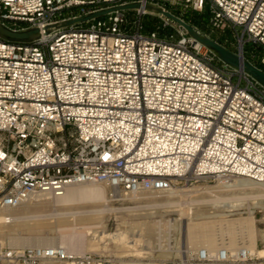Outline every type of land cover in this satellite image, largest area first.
Instances as JSON below:
<instances>
[{
	"label": "built area",
	"instance_id": "obj_1",
	"mask_svg": "<svg viewBox=\"0 0 264 264\" xmlns=\"http://www.w3.org/2000/svg\"><path fill=\"white\" fill-rule=\"evenodd\" d=\"M135 1L208 7L214 29L234 31L240 56L246 43L264 47V0H0V23L41 30L29 43L0 37V208L94 182L112 198L235 177L264 182V87L243 69L188 34L144 32L143 8L132 21L116 10L45 32ZM253 254L200 247L182 264H247ZM46 263L110 261L62 244L0 243V264Z\"/></svg>",
	"mask_w": 264,
	"mask_h": 264
},
{
	"label": "rangeland",
	"instance_id": "obj_2",
	"mask_svg": "<svg viewBox=\"0 0 264 264\" xmlns=\"http://www.w3.org/2000/svg\"><path fill=\"white\" fill-rule=\"evenodd\" d=\"M164 9L168 10L166 8ZM136 10L139 9L125 10L129 20L132 21L136 18ZM168 11L174 13L172 10ZM182 12H185L187 14V18L193 19V21L187 22L182 16H179L175 13L174 14L194 26L195 29L200 33L208 35L210 38L216 40L227 49L239 54L237 37L234 31L229 28L225 30L214 29L210 24V12L208 7H206L204 12L195 11L192 9H188L187 11L182 10ZM146 13L149 14L148 16H156L157 19L154 22V26L158 31H160V35L166 37L173 35L175 38H177L181 34H188V31L185 27L175 22L171 18L166 17L163 13L157 14L149 11H146ZM145 20L146 18L143 21ZM238 30L240 32L242 31L240 27H238ZM217 39H219V41ZM245 56V58L250 60L252 63L261 62L259 57L264 56V47H258L256 50V46L254 44L246 43ZM237 178L239 179L240 177H235L228 180L230 183H233L234 179ZM221 181L224 182L227 180H217L209 183H197L175 189L174 191L176 192L174 193H177L178 196L174 197V199L178 203L171 208H161V206H158L156 202V200L165 202L166 199L168 200L171 198V192L149 193L143 191L137 194L122 195L119 199H116L111 197L110 189L105 186L107 197L110 199L109 205L115 210L114 212H106L103 215L104 220L102 221L99 229L104 231V235L102 238L96 237V241L99 240L98 250L90 251L86 249V245L88 244L85 243H88V236L79 235L81 232L79 230H82L83 233L85 230L81 228H75L71 225L60 227L56 231L42 232L39 234L41 236H55L58 237V239L63 238L67 241L69 240L71 247L78 249L76 252H93L104 255L110 261L109 264H182V261L189 258L190 254L194 251L189 250L191 247L187 241L186 233H184L178 225L179 223L181 225L182 222H186L189 215L192 213L190 208L196 207L192 203H194L193 201L196 198L197 193L195 192L196 190L194 191L190 189H212L221 183ZM56 205L57 201L54 199L49 200V202L32 200L31 202H26L16 208L5 209H7L6 211L9 210L8 212L13 213L14 216L17 217H28L38 212L50 214L54 212L57 213L70 210L69 206L58 207ZM99 205L101 206V204H96L95 206L98 208ZM85 206L92 205L86 204ZM221 207L222 204L216 206L217 209H220ZM89 208L90 207H88V209ZM207 208L208 207L206 205L202 209ZM238 208V211H234L230 218L249 216L250 213L253 212L255 215V225L257 232V247L259 249H264V193L259 195L258 199L256 200H245ZM84 209H87V207ZM121 232L125 236L124 239L119 240L118 237L119 233ZM14 234H19L24 237L32 235L26 231L13 230L11 234H8L6 237H4V239H0V243L6 248H23L30 246L12 245L7 237ZM35 235H37V233ZM128 239L129 241L132 240L137 244L132 246L133 242L127 243ZM185 250L186 252H182ZM247 264H264V255L259 254V252L254 253L251 260H249Z\"/></svg>",
	"mask_w": 264,
	"mask_h": 264
},
{
	"label": "bare ground",
	"instance_id": "obj_3",
	"mask_svg": "<svg viewBox=\"0 0 264 264\" xmlns=\"http://www.w3.org/2000/svg\"><path fill=\"white\" fill-rule=\"evenodd\" d=\"M141 8L145 10L144 5ZM190 190H196L197 195L193 201L194 203H192L196 207L190 208L192 213L186 222H182L181 225L180 223L178 224L183 232L186 233L187 241L191 247L189 250H196L201 246L209 249H214L220 245L227 246L228 248L245 246L251 253L259 252V254L264 255V249L257 247V232L253 212L249 216L230 218L234 211H238V207L245 200H256L259 195L264 193V182H257L240 177L239 179H234L233 183H230L229 180L221 181V183L212 189L200 190L195 188ZM170 192L171 198L166 199L167 201L162 202L161 200H156L158 206H161V208H171L178 203L174 199V197L178 196L177 193H174L176 191L172 190ZM121 196L116 195L115 198L119 199ZM51 199L57 201L56 206H69L70 210L62 212L56 211L57 213L50 214L38 212L28 217H17L13 213L8 212L9 210L6 211L8 208H0V239H4L13 230H21L32 235L27 237L19 234L9 235L7 238L12 245L53 246L62 244L73 251H78V249L71 247L69 240L67 241L63 238L58 239L55 236H41L39 234L42 232L56 231L60 227L71 225L75 228L85 230L84 233L82 230H79L82 232L79 235L88 236V243H85L88 244L86 245V249L90 251L98 250L99 240L96 241V237L102 238L104 235V231L99 229L104 220L103 215L106 212H114L115 210L109 205L110 199L107 197L105 186L97 182L74 185L69 187L62 196L52 197L39 195L27 202H31L32 200L49 202ZM86 204L92 206H85ZM96 204H101V206L99 205L97 208L95 206ZM221 204L222 207L217 209L216 206ZM206 205L208 208L202 209ZM85 207L87 209H84ZM88 207L90 208L88 209ZM61 209L64 210L63 208ZM36 233L37 235H35ZM124 236L121 232L119 233L118 239H124ZM129 242L133 241H129L128 239L127 243ZM136 244V242H133L132 246Z\"/></svg>",
	"mask_w": 264,
	"mask_h": 264
},
{
	"label": "water",
	"instance_id": "obj_4",
	"mask_svg": "<svg viewBox=\"0 0 264 264\" xmlns=\"http://www.w3.org/2000/svg\"><path fill=\"white\" fill-rule=\"evenodd\" d=\"M142 4L138 1L129 2L125 4L115 5L108 8L99 9L93 12H89L83 16H79L76 18H70L67 20H63L60 22H56L54 24H50L45 26V32L49 33L53 29L64 28L70 25L86 22L96 17H100L106 15L110 12L116 10H131V9H140ZM145 10L154 13H163L166 17L171 18L175 22L181 24L188 31L189 36L197 40L199 43L207 47L219 60L227 63L233 68L243 69L245 72L251 75L259 84L264 87V70L256 66L250 60L245 57L240 56L227 49L222 44L218 43L216 40L210 38L206 34H202L195 29L194 26L187 23L179 16L175 15L171 11L165 10L164 8L154 5V4H146ZM41 35V30L38 27H31L24 30H12L2 23H0V37L4 40L11 42H20V43H29Z\"/></svg>",
	"mask_w": 264,
	"mask_h": 264
},
{
	"label": "trees",
	"instance_id": "obj_5",
	"mask_svg": "<svg viewBox=\"0 0 264 264\" xmlns=\"http://www.w3.org/2000/svg\"><path fill=\"white\" fill-rule=\"evenodd\" d=\"M206 9V8H205ZM205 9L202 11L204 12ZM175 14L182 16L187 22H192L193 19H188L187 18V14L185 12H182L180 10H172ZM187 11V10H186ZM149 14H145L144 16L141 17V26H142V30L144 32H152V31H157L160 34V31H158L155 26H154V22L156 21V16H148ZM146 18L145 21H143ZM134 20V19H133ZM162 36V35H160ZM219 41V39H217ZM221 42V41H220ZM256 66H258L259 68L264 70V64L262 62H256L254 63Z\"/></svg>",
	"mask_w": 264,
	"mask_h": 264
}]
</instances>
